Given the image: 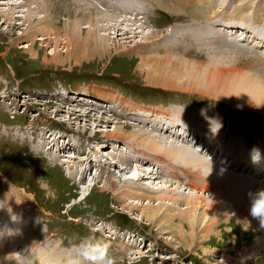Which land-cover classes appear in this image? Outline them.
<instances>
[{
    "label": "rangeland",
    "instance_id": "374dc122",
    "mask_svg": "<svg viewBox=\"0 0 264 264\" xmlns=\"http://www.w3.org/2000/svg\"><path fill=\"white\" fill-rule=\"evenodd\" d=\"M199 1L153 0L151 6L146 0H127L130 5L135 3V8L139 10L140 5L144 8L150 5L148 7L151 9H145L149 10L145 15L158 8V26L153 27L123 15L111 4H108L110 8L105 6L100 0H34L30 5L23 0H0V121H15L6 124L20 122L17 120L27 124L32 122L33 134L40 132L45 136L38 139H46L45 142L36 139V144L33 142L34 149L43 152V148H46L49 153H53L49 163L34 149L5 136L6 129L0 127V200L10 205V209L1 210L3 214L0 215V264H11L13 261L7 258L9 256H13L17 264H30L24 261L26 255H34L33 258L35 255H44L41 258L58 260L50 253H58V258L61 253L65 254L60 259L65 263L71 256L69 249L72 245H79L84 239L108 243L109 254L115 264H264V249L255 252L260 248L258 239L263 236V228L256 219L249 218L247 225L242 222V218L237 217L235 209H232L234 206L231 201H227L230 205L228 220L211 228L212 232L208 235L204 231V239L194 240V243L192 239L183 241L178 235V228L172 226L181 227L180 232L190 233L189 226L184 227V220L179 217L176 224H168L167 218L187 209L186 201L196 193L190 186L192 180L167 179L169 173L160 175L164 178L158 179L154 174L143 176L147 172L141 169H154L155 173L161 169L166 172L169 171L168 166L151 151L133 146L132 142L135 141L127 140L116 132V127L131 121L138 127L130 125L125 128L127 133L144 127L152 132L157 128V133L167 134L173 130L171 121L161 120L160 116L171 110L173 113L166 117H173L177 121L176 128L188 134L186 142L191 144V148L196 147L200 151L203 146L206 148V143H198L204 137L200 135L197 138L195 130L213 132V127L222 125L220 133L223 134L229 122L226 114L233 110L249 122L247 134L253 138V144L258 143L263 149H259V162L254 164H261L264 168V155L260 154L264 153V107L256 106L255 110L250 111L230 104L233 98L230 94L224 93L222 89L208 92L205 87L207 84L202 82V75L211 74L213 71L209 68L217 67L220 64L218 60L224 59L222 67L229 73L219 75L235 78L249 72L255 76L254 84H259V94L264 95V46L258 48L256 42L253 44L257 38H264V0ZM41 5L47 8H40ZM193 6L202 12L199 13ZM135 8L132 13L139 12ZM167 9H175L176 13ZM126 10L131 11L125 6L126 15L129 12ZM223 11L235 13L236 19L250 28L244 32H251L248 43L261 50L256 58L227 40L226 33L216 32L218 25L213 29L209 27L220 19L202 24L214 15L220 17ZM103 14L114 18L119 14L121 17L118 20L126 19V22L122 24L103 19ZM229 14L224 17L229 19ZM76 22H79L77 27L83 36L82 40L87 39L88 32V29H82L84 25L90 23L96 29L103 25L99 35H103L108 52L101 56L96 51H88L90 45L86 43L82 44V47L85 45L83 51L80 44L76 49L75 44L79 40L73 44L69 39V31ZM178 22H183V27H177ZM114 24L116 30L110 26ZM197 25L200 29L207 26L205 29L212 30L199 31ZM256 26L261 29L257 30ZM124 28L128 31H124ZM131 32L137 33L134 36ZM153 33L157 36L152 39ZM79 50L82 56L73 57ZM144 58H169L175 62L170 65L172 69L178 68V73L186 74L179 73L174 90L156 86L149 81L145 71L149 65H141ZM231 72L233 75H227ZM188 74H195L198 78L193 86L190 78L186 77ZM97 87L103 88L102 91L95 90ZM87 94L112 101L113 105L108 106L106 103L107 109L102 110L92 101H84L88 99ZM234 100L240 104L245 102ZM116 102L121 108L117 112L122 117L110 110ZM175 102L182 105L180 108L183 111L173 107ZM220 102L228 107L222 106L224 104ZM146 109L150 110L149 114L144 113ZM41 124L50 128L58 126V138L54 133L48 135L49 132H41L38 129ZM206 124L211 126L210 129L203 128ZM16 128L11 126L8 132L12 135V129L16 131ZM228 133L232 134L230 138H235L232 141L234 149L237 147L241 153H246L248 150L241 144V140L247 139L245 133L238 128L234 131L228 129ZM250 136L248 139L251 140ZM52 140L54 146H50ZM218 151L213 153L211 150L209 154L215 156ZM128 157L135 160L133 164L129 163ZM216 158L220 159L221 155ZM141 160L146 163L142 165ZM250 162L253 163L252 157ZM70 166L72 169H69ZM136 166L142 168L137 169ZM131 176L133 180L135 178L133 184L127 181ZM259 183H264V178L259 179ZM144 188L154 196L148 207L156 210L154 222L143 217L150 196L149 193L143 195L147 191ZM165 188H169L171 195L181 191L178 203L169 206L161 200L162 204L158 206L160 200L155 197L162 196L166 192ZM253 188L254 191L264 189L261 186ZM139 190L143 192V198L136 204L140 194L138 197L127 194ZM203 194L202 197L208 203L212 194L209 191ZM245 197V206L248 207L250 194H245ZM20 205L24 212H20ZM206 207H199L196 212H208ZM30 212L39 215L36 220L29 215ZM192 213L194 210L191 209L184 212ZM19 217H22V222L19 221L23 225L21 228L15 223ZM210 219H206L203 224L211 225ZM12 237L18 238L20 245H23V249L14 247L15 255L9 251V245L16 244L14 241L8 244ZM26 244L27 251L21 254ZM33 258L31 264H40L35 263Z\"/></svg>",
    "mask_w": 264,
    "mask_h": 264
},
{
    "label": "bare ground",
    "instance_id": "6f19581e",
    "mask_svg": "<svg viewBox=\"0 0 264 264\" xmlns=\"http://www.w3.org/2000/svg\"><path fill=\"white\" fill-rule=\"evenodd\" d=\"M23 1L26 4L29 3V5L34 2V0H32V1L23 0ZM146 1L149 2L152 6L153 0H146ZM127 3L128 2H126V8L127 9L130 8V10H131V5L129 3L128 4ZM195 3H198V2H195ZM186 5H187V3H186ZM140 6H141L140 10L137 7L135 8V9L139 10V12H138L139 14L142 13L144 15L146 12L149 11V10L148 11L145 10V9L150 8V7H148L149 5H147V8H144L142 5H140ZM208 6H209V4H208ZM40 8H47V7H42V5H41ZM195 9L198 10L197 8H195ZM182 10H180V11H182ZM126 11H129V10H126ZM168 11L172 12V13H176L175 9H169ZM198 11H199V13L202 12L200 10H198ZM104 14L102 16L103 19L113 20L117 23L121 22L123 24V21L126 20V19H119L118 20V17H121L119 14L117 15L118 16L117 18L116 17L115 18L110 17V16L108 17V15H104ZM78 24H79V22L78 23L76 22L74 24L75 27L71 28V31H69V39L71 41H73V44H75L74 41L79 40V42L76 41V44H75V47L77 46L76 49L79 48L81 45V48L83 51V49H85V45H83V47H82V44L86 43L87 45H90V50H88V51H91V52L96 51L97 53H101V56H102V54H106L108 52V50H107L108 47H107V45H106V43L102 37L103 35H99L100 34L99 31H101L102 27H104V26L99 25L98 26L99 29H96L95 27H92V25L90 23H89V25H84L82 27V29L83 28L88 29V32H87V39L82 40L83 36L81 35L80 29L77 27V26H79ZM108 24L109 23H107L106 25L109 27ZM115 25L116 24L110 25V26H111V28L116 30ZM214 25H216L215 22L211 23L209 25V27L211 28ZM138 27H141V25ZM119 29L121 30L122 28H119ZM124 31H128V30H126L124 28ZM244 31H248V29H246V30L244 29ZM136 33L131 32V34H133L134 36ZM250 33L251 32H249V33L244 32L245 39H248V36H250L249 35ZM123 34H126V33H123ZM153 34H155V33H153ZM156 36H157V34H155L151 37L153 39V38H156ZM142 37L149 38L148 35L147 36L143 35ZM235 37H237V36H235ZM43 39H45V38H43ZM80 40H82V41H80ZM93 40H95V41H93ZM254 42H256L255 46L258 48L264 46V38H262V39L257 38V40L253 41V44H254ZM149 48L150 47H148V50H150ZM72 56L75 58L81 57L82 56L81 50H79L78 53L73 54ZM222 60H224V59L218 60L220 62V64H218L217 67H214V68L210 67L209 68L210 70L213 71V72H211V74H208L206 76L202 75V82L204 83V85H205V83L207 84V85H205V87L207 88V91L208 92H210V91L215 92V91L222 89L224 93H228V95L230 94L233 97L230 101V104L240 106L246 110L253 111V110H255L256 106L261 107V108L264 107L263 106L264 105V95L259 94V93H261L260 89H258L259 84L258 83L254 84L255 82H253L255 76L249 72L248 73L246 72L245 74H243L239 77L231 78L228 76L225 78V77L219 75L222 73H225V74L229 73L228 70H225L222 67L223 66V63H221ZM171 63H175V62L169 58H144V59H142L141 65H143V64L149 65V69L145 70V71L148 73V79H150L149 81L153 82L154 85L174 90L176 88V85H177V80H178L177 76H180L179 73H183V72L178 73V71H179L178 68L172 69V67L170 66V65H172ZM183 74H186V73L184 72ZM227 75H233V72H231V74H227ZM186 77L190 78V84L192 86H193L194 82H196V79H198L195 74H188V75H186ZM230 78H231V80H230ZM152 79H153V81H152ZM202 88H204V87H202ZM198 92H200V91H198ZM202 94H205V93H202ZM209 96H213V95H209ZM234 99H237V101L245 100V102L240 104L238 102H235L236 100H234ZM78 101H82V100H78ZM88 101H91V100H88ZM172 113L173 112L171 110H168V112L163 116L166 117V116L171 115ZM163 116H160L161 120L169 119L171 121V124H172L171 128L173 130H170L169 133H167V134L165 133V131L163 129H161V132H163L165 134L157 133V128H155L154 131L152 132V131L147 130L144 127L137 128L136 130H132L130 133H127L125 128L129 127L130 125H134V126L138 127V125H135L130 120H129L130 122L124 123V125H122V127H118L119 129L116 127V132H118V134H121L127 140L135 141V142H132V143H134L133 146L136 145L137 147H139L143 150L146 149L149 152L151 151V153L154 154L156 157L161 158V160L159 159L160 162H162V160H163L164 162H162V163H164L166 166H168L169 171L164 172L163 170L160 169L159 172L157 171L158 173L157 172L155 173L154 169H152L153 171L148 170V169H141L142 171L144 170L145 172H147L146 175H143V176H147V174H154L156 176V179H158V177L164 178L160 175H163V174L166 175L169 173V175L166 176L167 179L169 178L171 180H174V179L185 180L187 178L186 180H188V179L192 180L190 183V186H192L194 188L193 190L196 193H194L195 196L191 197L188 201L184 200V202L185 201L187 202L188 207H187V209L182 210V212L183 211L185 212V211L191 209V210H194V213L184 214V212H183L181 214H174L172 216L169 215L167 218V219H169L168 224H173V223L176 224L175 222H176L177 217L183 219L184 220V227H185V225H188L190 228V233L184 232V231L180 232L179 228H181V227H179V226L178 227L172 226V227L178 228L177 229L178 235L182 238L183 241H187L188 239H192L193 243H194V240H195V242H197L198 239H202V237L204 239L206 237L205 235H203L204 231H206V235H208V234H210V232H212V229L215 228L218 223H220L223 220H228V216H227L228 214L227 213L230 209V205H228L227 201H229V203H230V201L232 202L231 205L234 206V207H232V209H235V211L237 213L236 216L242 218V220H243L242 222H245L246 225H247V223L249 224L248 220H249V218L251 219L252 217L250 215L249 208H248L250 205L248 207L245 206L246 202L244 201V199L245 200L247 199L245 197V194L248 195V194H252L253 192L255 194V192H257V191H254V188H253L254 186L264 187V183H262V184L259 183V179L264 178L263 166L261 164H254V163L250 162V158L253 155L250 153H253V150H251V151H249V150L245 151L244 150L246 153H244L242 151V153L245 155L244 156L239 151V149L237 147H236V149H234L235 145H232V141L235 138L233 139V137H232L230 139L225 140L221 136V134L219 133L220 127L219 126L216 127L217 125L212 128L213 132L204 131V129L199 130V131L195 130L197 138L200 137V135H201L204 137V139L205 138L207 139L206 148H204V146H203L200 151L196 147L191 148V144L186 142V140H187L186 137H184L181 134L176 133V131H178V129L176 128L177 121H175L173 117H166L164 119ZM144 122H147V121H144ZM198 123H199V121H198ZM200 123L203 124V122H200ZM206 123H207V121H206ZM152 127H154V126H152ZM161 127H163V126H161ZM159 131H160V129H159ZM23 133H25V132H23ZM169 139H171L172 141H169ZM37 140L38 141H44V142L46 141V139H43V140L37 139ZM33 142L36 144L35 140ZM33 142L30 141V145L32 148H34ZM136 142H138V143H136ZM51 145H53V146L55 145L54 140H52V142H50V146ZM113 148L118 149L116 147H113ZM194 148H196V149H194ZM43 149H44V151L42 153H44L48 157H51V158L53 157L52 156L53 153H49V150H46V148H43ZM62 149L64 150V147H62ZM217 149H219V151L217 152V155L213 156L212 154H209L211 150L213 153H215V151ZM39 150H35V151L41 153V151H39ZM247 153H249V154H247ZM260 154L264 155V153H260ZM218 155H221L220 159L216 158V156H218ZM51 158L49 159V161L51 160ZM128 159L130 160L129 163L132 162L131 164H133L135 161L132 157H130V158L128 157ZM140 162L142 165L146 163L145 160H141ZM121 165H123V164H121ZM136 168L139 169V168H142V166L141 167L136 166ZM132 177L133 176L129 177L127 180L131 184H133V181L135 180V178L133 180ZM134 177H136V175ZM260 177H262V178H260ZM145 190H147L146 193L140 192V190L136 193L129 191L127 195H134L135 194V196L138 197L140 194V196L137 198V200H138L137 203L135 202L136 204H139L140 203L139 199L143 198L141 193H143L144 196L148 195V193H149L148 189H145ZM152 190L156 191V189H152ZM165 190H166V192H164V193H167V194L169 193L168 195L163 193L162 196L155 197L156 200H160V202L157 201L158 206H161V204H162L161 200L166 201L167 205L169 204V206H171V204L173 205L174 202L175 203L179 202V200H180L179 197H181V195H180L181 191L178 190V192H177L178 194L175 192H174L175 194L173 193L174 196H177L175 198V197H173V195H171V192L168 191L169 188H165ZM205 191H209L212 194V197L208 203H207V201L205 202V199L202 197L204 195L203 193H205ZM81 198H85V197L82 196ZM152 199H154V196H152V194H150V196L148 197V203L146 205L147 210L143 214V217L146 218V220H149L150 222L156 221L155 220L156 219V210L148 209ZM203 206H205V207L207 206L206 208H208L209 211L208 212H200V210H198V213H197L196 209H198L199 207L202 208ZM16 209H17V207H16ZM1 214H3V213H1V210H0V215ZM164 215L167 216L168 214H164ZM210 215H212V217H213L212 219H210ZM21 218L22 217H19L18 220H15V223L20 228L23 226V225L21 226V223L19 222V221H21L20 220ZM206 219H210L212 221L211 225L203 224ZM9 221H10V219H9ZM28 223H30V222H28ZM162 223H164V221ZM169 228H170V226H169ZM263 232H264V228H263ZM258 240H259L258 246L260 248L258 250H255V252L259 251L260 249H264V233H263V236H261ZM43 241L45 242V239H43ZM37 243H39V242H37ZM1 251L2 250H0V252ZM64 255L61 253L59 255V258L62 259L64 257ZM6 256H9V255L6 254ZM33 256L34 255H31L30 257H28L26 255V258L28 257V259L23 257L24 261L30 262V264H31ZM41 256L44 257V255H41ZM41 256L35 255V257L33 258L34 262L35 263L40 262V264H61L56 259L55 260H50V259L46 260L44 258H41ZM4 257H5V255H4ZM24 261H22V262H24Z\"/></svg>",
    "mask_w": 264,
    "mask_h": 264
},
{
    "label": "clouds",
    "instance_id": "9594fccd",
    "mask_svg": "<svg viewBox=\"0 0 264 264\" xmlns=\"http://www.w3.org/2000/svg\"><path fill=\"white\" fill-rule=\"evenodd\" d=\"M259 159V150L253 148V163L259 162ZM249 212L251 217L259 222L260 227L264 228V189L258 190L254 195L250 194ZM109 247L106 242L84 239L79 245H72L69 249L71 256L66 264H115L109 254Z\"/></svg>",
    "mask_w": 264,
    "mask_h": 264
}]
</instances>
